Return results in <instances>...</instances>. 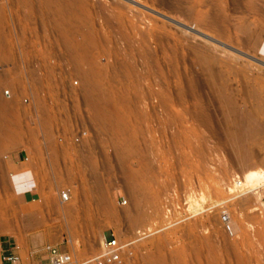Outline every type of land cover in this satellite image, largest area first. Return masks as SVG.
Here are the masks:
<instances>
[{
  "label": "rangeland",
  "instance_id": "374dc122",
  "mask_svg": "<svg viewBox=\"0 0 264 264\" xmlns=\"http://www.w3.org/2000/svg\"><path fill=\"white\" fill-rule=\"evenodd\" d=\"M58 1L72 16L57 14ZM262 1L0 0V62L21 79L24 61L32 88L28 107L0 102V248L14 241L24 260L48 264L46 245L85 259L101 234L150 228L126 264H264ZM201 14L223 32L199 27ZM18 155L34 202L19 194L24 178L14 182Z\"/></svg>",
  "mask_w": 264,
  "mask_h": 264
},
{
  "label": "built area",
  "instance_id": "2783aa9c",
  "mask_svg": "<svg viewBox=\"0 0 264 264\" xmlns=\"http://www.w3.org/2000/svg\"><path fill=\"white\" fill-rule=\"evenodd\" d=\"M17 48L20 50V56L22 55V48L18 44ZM104 60V59H103ZM49 67L53 71H60V62L55 58L49 59ZM41 64V63H39ZM14 62L3 61L0 62V73L4 75V83H0V102H13L17 97L21 100V103L28 107L31 103L32 97L30 91L32 90L29 78V67L24 61L18 62V73L21 75V79L18 77H12V70ZM70 87L76 89L78 87V81H70ZM41 85V86H40ZM49 82L44 80L39 87L42 91H49ZM24 94H21V93ZM58 100V99H57ZM61 102V99L58 101ZM58 103V104H59ZM86 131L79 130L71 134L72 141L74 143H80L86 137ZM62 142V138H59ZM234 185L238 188L241 187L240 181H235ZM61 203H65L70 200L71 191L69 188L62 189L58 192ZM122 204L125 205L126 201L123 200ZM220 222L223 230L229 234H233L232 224L230 222L229 214L225 211L221 212ZM150 228L139 229L129 239H120L114 232L109 233V237L103 234V239L100 241L99 251L85 259L76 258L67 251H62L53 245H46L43 248L48 264H126L131 260L138 250L139 244L147 237L154 234ZM4 246L0 251V264H20V246L16 242L10 240L4 242Z\"/></svg>",
  "mask_w": 264,
  "mask_h": 264
},
{
  "label": "bare ground",
  "instance_id": "6f19581e",
  "mask_svg": "<svg viewBox=\"0 0 264 264\" xmlns=\"http://www.w3.org/2000/svg\"><path fill=\"white\" fill-rule=\"evenodd\" d=\"M56 1V0H55ZM63 1V0H62ZM262 1V0H261ZM59 2V1H58ZM55 3V2H53L52 3V6H53V8L55 9V11L57 12V14L59 15V16H61V17H65V16H67V17H70V16H72V13H73V11L70 9V8H68L67 7V5H61L60 3L61 2H59V3ZM66 2V1H65ZM67 3V2H66ZM68 4V3H67ZM69 5V4H68ZM254 10H256L257 12H259V14H260V16H261V20H262V22L264 23V0L261 2V4L260 5H258ZM222 20H219V19H217V18H215V17H213V16H210V17H206V16H203L202 14L201 15H199V17L197 18V21H196V24L199 26V27H201V28H203V29H205V30H207V31H217V32H223V30L221 29V26H220V24H219V22H221ZM222 22H224V21H222ZM222 26H223V24H222ZM152 32H153V30H151ZM141 32V31H140ZM145 32V31H144ZM143 33V32H142ZM146 33V35H147V32H145ZM138 34H139V32H138ZM153 34V33H152ZM248 36L250 35V33L248 34V32L246 33ZM145 35V34H144ZM148 36V35H147ZM138 37V36H137ZM141 37H142V35H141ZM147 38V37H146ZM260 40H262V39H260ZM94 84V88L95 89H97L98 88V84L97 83H93ZM101 102H103V101H101ZM100 118H103V115L100 117ZM242 122L243 123H245V120L244 119H242ZM263 143H264V141H263ZM7 143L5 142V141H3V140H0V152H2V151H5L7 148H8V145H6ZM79 146H77L75 149L77 150V151H79L81 148H78ZM72 148V147H71ZM69 149V148H68ZM73 149H74V147H73ZM74 149V151H76ZM70 150V149H69ZM71 151H73V150H71ZM81 151V150H80ZM80 151H79V153H80ZM70 152V151H69ZM67 153H68V151H67ZM69 155L70 154H72V153H68ZM72 156H73V154H72ZM78 159V158H77ZM77 159H76V163H77V165L75 166V168H73V175L75 176V175H77V174H79L80 172H81V170H82V168L84 167L82 164H78V163H80L79 161L77 162ZM84 160H82V162H83ZM81 162V163H82ZM85 162V161H84ZM86 165H87V163H86ZM245 169H246V171H254V169H253V167H252V164L251 163H245ZM87 167V166H86ZM83 172V171H82ZM81 172V173H82ZM80 175V174H79ZM73 176V177H74ZM75 178V177H74ZM258 179H261V177L260 176H253V175H250V181H258ZM241 186H242V184H241ZM31 217V216H30ZM2 219H0V223L2 222L1 221ZM40 220V219H39ZM39 220H38V218H36V217H32L31 219H28L27 220V222H26V227H28V229H34L36 226H38V224H39ZM35 225V226H33V225ZM101 240L103 239V234H101ZM84 250H86V248H84Z\"/></svg>",
  "mask_w": 264,
  "mask_h": 264
},
{
  "label": "crops",
  "instance_id": "0c3cea01",
  "mask_svg": "<svg viewBox=\"0 0 264 264\" xmlns=\"http://www.w3.org/2000/svg\"><path fill=\"white\" fill-rule=\"evenodd\" d=\"M10 162L12 166L16 168V171H17V173H15V176H14V182L16 183V181L19 180L20 178H24L25 180V186L23 189H27V191H22V193H19V194H22L25 200H31L33 202L36 201L34 199L35 193L33 189L31 188L32 186H31L30 173L29 172H19L20 165L23 164L24 162H27V159L26 160L22 159L20 155H18L17 158L12 156ZM11 177H13V174L11 175ZM2 247L0 248V251L2 250ZM20 261H21L20 264H42L43 260H38V259H35L34 257L24 260L20 253Z\"/></svg>",
  "mask_w": 264,
  "mask_h": 264
}]
</instances>
